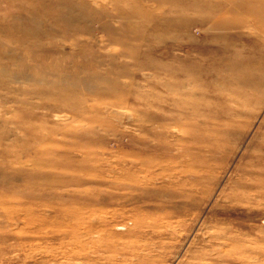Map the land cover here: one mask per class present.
I'll return each instance as SVG.
<instances>
[{
	"label": "rangeland",
	"instance_id": "rangeland-1",
	"mask_svg": "<svg viewBox=\"0 0 264 264\" xmlns=\"http://www.w3.org/2000/svg\"><path fill=\"white\" fill-rule=\"evenodd\" d=\"M208 4L0 0V264H264V204L234 200L264 133V33L213 28ZM228 50L262 74L247 105L169 119L230 84L204 73Z\"/></svg>",
	"mask_w": 264,
	"mask_h": 264
},
{
	"label": "bare ground",
	"instance_id": "bare-ground-1",
	"mask_svg": "<svg viewBox=\"0 0 264 264\" xmlns=\"http://www.w3.org/2000/svg\"><path fill=\"white\" fill-rule=\"evenodd\" d=\"M259 1L263 2V5L260 7L256 4V2ZM209 6H212V16L216 13L220 14V17L215 18L211 23V26L217 30L246 29L251 31L253 29L264 33V0H210ZM242 34H244L242 37H247L248 45H250L253 50H256V41H253L252 37H250V33L246 32ZM228 52H230V60L227 64V68L223 72H217L214 68L205 67L204 73L207 76L214 74H221V76L224 77L228 76L230 84L226 85V87L220 86V90L213 89L214 93H208L207 91H205V93L203 92L200 94V96L203 97L202 100L192 99L193 97L190 98L187 96V93L182 94L178 100H176L177 104L180 105L179 108L172 115H169L172 116V118L165 116L166 118L182 121L188 116H204L203 114H207L206 119L208 120H227L236 116L237 104L240 106L247 105L249 99L252 97V92H254V86L258 84L262 74H257L260 72L258 71L248 76L247 71V73L243 75L246 69L245 61L240 59L239 54H235V52L229 50ZM213 59L216 60V58ZM191 83L198 88V90L211 88L206 82L196 80L195 82L191 81ZM189 94L188 92V95ZM190 95L193 94L191 93ZM188 98L190 99L188 100ZM220 98L222 101H218ZM213 102L217 104L220 102L222 103H220L221 106L217 108L210 106V103L212 104ZM224 102H226V104ZM217 133L225 137L228 133V129L224 127L219 129L215 134ZM158 149L163 150L164 147L160 145ZM188 153L189 152H186V154ZM239 172L241 179L240 182L235 183V188L240 189V196L234 198V200L247 203L255 201L257 205L264 204V133H262L261 140L256 145L253 154L249 155L248 162L239 169ZM222 213L225 215L227 211H223L221 214ZM196 258L197 256H192L191 259L194 260ZM188 263L192 264L190 262Z\"/></svg>",
	"mask_w": 264,
	"mask_h": 264
}]
</instances>
